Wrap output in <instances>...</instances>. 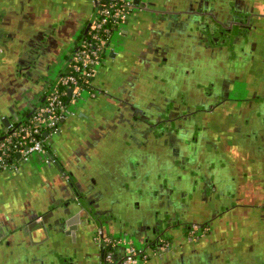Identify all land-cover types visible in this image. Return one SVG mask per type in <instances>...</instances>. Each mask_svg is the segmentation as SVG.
Returning <instances> with one entry per match:
<instances>
[{
    "label": "flooded vegetation",
    "instance_id": "1",
    "mask_svg": "<svg viewBox=\"0 0 264 264\" xmlns=\"http://www.w3.org/2000/svg\"><path fill=\"white\" fill-rule=\"evenodd\" d=\"M21 3L0 26L2 135L3 119L21 121L47 98L91 34L98 4H36L24 17ZM157 4L136 5L95 76L119 58L133 14L147 12L153 28L141 50L125 53L127 79L111 91L94 86V99L117 95L106 129L117 140L90 139L87 148L100 153L83 155L74 172L51 154L67 183L63 197L44 193L40 207L61 206L70 226L63 217L60 228L37 233L43 216L27 212L14 232L30 242L1 244L10 264H81L87 243L96 264L118 262L121 254L106 260L99 231L141 241L142 264H264V0ZM7 230L0 224V241Z\"/></svg>",
    "mask_w": 264,
    "mask_h": 264
},
{
    "label": "crops",
    "instance_id": "2",
    "mask_svg": "<svg viewBox=\"0 0 264 264\" xmlns=\"http://www.w3.org/2000/svg\"><path fill=\"white\" fill-rule=\"evenodd\" d=\"M18 1L0 0V26H3L2 24L4 22L2 15L7 11H15L14 5H16ZM21 1V4H24V6H21L24 8L22 14L26 17V14L29 13L30 9L33 8L34 11L36 10L37 7L34 8L36 4L41 5L37 8L38 10L52 11L53 6L59 9L61 7L65 8L68 3L79 2L80 0ZM157 1V6L161 8H163L168 2V0ZM6 6L7 8H4ZM13 16H15V14ZM153 24L152 18L147 12L133 14L128 23V34L124 39V46L119 56L120 59L118 58L108 67H105L104 74L97 76L94 79L93 84L95 87H101V84L103 83L104 87L111 91L112 89L115 90L118 84L120 85L121 82L123 83L127 79V76L131 71L129 68L132 64L131 62H125V53H129V50L139 47L138 42L144 34L143 32L148 29V27H151L152 30ZM141 49L140 46L137 51ZM121 54L123 55L121 56ZM129 54L131 55V53ZM116 98L117 95L114 96L112 94V97L108 98L101 97L94 99V97H88L79 101L81 105L76 106L75 115L62 123L59 134L56 137L51 138L50 142L47 144L49 149L46 148V153H36L28 160H18L16 168L12 167L7 170H0V224L3 226L5 225L8 228L6 236L0 241V246L2 244V246L7 247L8 249L10 247L9 245H14L19 238H23L26 242H30V238H28L26 234H23V236L18 238L14 232V227L17 226L20 217H24L25 214L31 210L34 211V213H37L35 217L43 216L48 230H52L56 226L59 228L61 227L60 225H55V223H59L60 221L63 222V219L61 218L64 217V212L61 206L57 208L52 206V210L40 207L44 193L52 194L51 201L60 199V197H63V188L67 183L66 175L60 166L52 164L53 162L50 161L52 155L59 158L60 164L65 172H74L79 167L78 161L83 155L91 152L97 156L98 153H100V150L97 148L94 150L87 148L86 145L90 139H98L99 142H109L115 138L114 133H112V135H107L106 133L109 132L106 129L109 127L108 120L110 113L112 114L114 112V109L112 108H115L117 104ZM5 115H7V111L0 112V117ZM91 116L94 117L93 120ZM2 136L3 135L0 132V137ZM116 138L114 140H117ZM124 148V145H121L120 149ZM119 153L123 155L121 152L112 154L118 155ZM260 179L261 178L258 176L256 181H260ZM259 184L260 183H257V185ZM46 210L48 213H46ZM36 230L37 233H43L45 230L46 232L48 231L47 229L44 230L41 228L40 225ZM5 241H8L9 243H4ZM2 246L0 247V250L2 249ZM96 256V247L92 244L87 243L82 246L80 256L82 259L81 264H96ZM10 263L9 259L4 258L0 253V264ZM146 264H160V261L155 257Z\"/></svg>",
    "mask_w": 264,
    "mask_h": 264
},
{
    "label": "built area",
    "instance_id": "3",
    "mask_svg": "<svg viewBox=\"0 0 264 264\" xmlns=\"http://www.w3.org/2000/svg\"><path fill=\"white\" fill-rule=\"evenodd\" d=\"M98 11L91 34L83 41L70 64L52 86L47 98L30 116L12 121L0 139V170L17 167L18 160H28L34 153L46 151L51 138L56 137L62 123L75 115L72 105L86 97H95L93 84L102 56L112 51L109 43L114 34H121L125 22L136 7L135 0H97ZM87 94V96H85ZM106 251V260L117 254L114 264H142L146 260L143 247L129 236L96 235Z\"/></svg>",
    "mask_w": 264,
    "mask_h": 264
},
{
    "label": "water",
    "instance_id": "4",
    "mask_svg": "<svg viewBox=\"0 0 264 264\" xmlns=\"http://www.w3.org/2000/svg\"><path fill=\"white\" fill-rule=\"evenodd\" d=\"M140 2H141V0H135V3L137 4V5H139L140 4ZM97 11H98V4L96 5V7H95V11H94V16H96V13H97ZM70 61H71V59H70ZM64 73V72H63ZM58 82V80H56V82L54 83V85L56 84ZM53 85V86H54ZM47 97V96H46ZM45 97V98H46ZM44 98V99H45ZM43 102V100L41 101V102H39L38 104H37V106L35 107V108H37L41 103ZM10 120L8 119V118H5V119H3V125H4V127H7L9 124H10ZM0 139H3V137H0ZM99 200V199H98ZM101 200V199H100ZM70 212H68V214H66L65 216H64V219H65V226H70ZM41 222H38V224L36 223L37 221H35V224H33V225H40L41 226V228H43L44 230L45 229H47V225H46V222H45V220H40ZM33 225H30L29 226V229L30 230H32V226ZM36 228H37V226H36ZM46 231V230H45Z\"/></svg>",
    "mask_w": 264,
    "mask_h": 264
},
{
    "label": "rangeland",
    "instance_id": "5",
    "mask_svg": "<svg viewBox=\"0 0 264 264\" xmlns=\"http://www.w3.org/2000/svg\"><path fill=\"white\" fill-rule=\"evenodd\" d=\"M85 96H87V94L85 95ZM86 98H88V97H86ZM81 101V100H80ZM79 106V105H81V103L80 102H78L77 104H75V105H72V107L76 110V106ZM114 237H120L119 235H116V236H114ZM134 241H135V243H136V245L138 246V247H141L142 246V242L141 241H138V240H135L134 239Z\"/></svg>",
    "mask_w": 264,
    "mask_h": 264
}]
</instances>
